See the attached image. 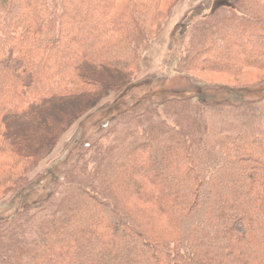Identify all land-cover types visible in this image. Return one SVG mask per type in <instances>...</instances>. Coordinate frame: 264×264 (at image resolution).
<instances>
[{
    "label": "trees",
    "instance_id": "obj_1",
    "mask_svg": "<svg viewBox=\"0 0 264 264\" xmlns=\"http://www.w3.org/2000/svg\"><path fill=\"white\" fill-rule=\"evenodd\" d=\"M161 18L156 0H0V189L41 193L0 213V264H264V136L247 127L264 79L199 76L264 72V0H219L192 23L179 88L98 78L136 73ZM110 93L91 132L29 180L66 130L52 134L51 108Z\"/></svg>",
    "mask_w": 264,
    "mask_h": 264
},
{
    "label": "rangeland",
    "instance_id": "obj_2",
    "mask_svg": "<svg viewBox=\"0 0 264 264\" xmlns=\"http://www.w3.org/2000/svg\"><path fill=\"white\" fill-rule=\"evenodd\" d=\"M159 4L161 20L153 29V37L144 44L139 55V66L136 73H128L115 75L117 73L101 70L98 72V78H101L108 86H116L117 84L132 83L145 79L163 80L162 85L168 88H179L185 83L184 78L174 79L173 76L182 75V63L184 59L179 56V44L183 36L187 33L194 21L207 15L219 2V0H156ZM222 1V0H220ZM136 76V77H135ZM204 82L216 84L219 86H240L243 84H254L257 81L264 79V72L261 74H253L249 78L234 81L232 79L221 77L213 74H199ZM107 85H103L104 87ZM110 88V87H105ZM115 98L113 93L94 107L92 105L97 98L82 97L70 101L58 102L47 113L50 116L49 120L52 134L60 132L65 127V131L60 137V140L51 150L49 156L43 161L32 173L28 175L29 180H32L38 173L44 171L50 166L56 165L58 162L64 160L68 150L72 147L74 142L82 131L85 135L91 132L92 124L100 117V113L104 107L111 104ZM263 106V105H262ZM90 109V111H88ZM92 109V110H91ZM88 111L86 119L79 118L75 122L70 121L79 113ZM94 120V121H93ZM71 123V124H70ZM249 131L264 136V114L253 120L248 124ZM47 129V128H46ZM46 136H48L46 134ZM49 141V140H48ZM35 147H30L29 152L35 153ZM8 160L1 159V164H6ZM126 174V181L128 180V172L126 169H121ZM22 175V174H21ZM33 186V185H32ZM122 187V186H120ZM3 188V187H2ZM0 189V213H9L18 205L20 201L35 202L39 199L40 190L35 187H29L28 193L22 191L17 195L10 193H3ZM26 190V189H25ZM128 193H136V190L129 189ZM137 193H140L137 191Z\"/></svg>",
    "mask_w": 264,
    "mask_h": 264
}]
</instances>
